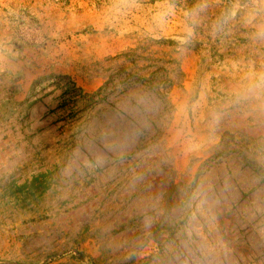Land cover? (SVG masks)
<instances>
[{
  "label": "rangeland",
  "instance_id": "1",
  "mask_svg": "<svg viewBox=\"0 0 264 264\" xmlns=\"http://www.w3.org/2000/svg\"><path fill=\"white\" fill-rule=\"evenodd\" d=\"M0 264H264V0H0Z\"/></svg>",
  "mask_w": 264,
  "mask_h": 264
}]
</instances>
